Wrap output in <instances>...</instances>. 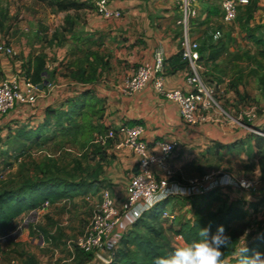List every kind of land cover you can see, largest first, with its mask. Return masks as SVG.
Listing matches in <instances>:
<instances>
[{
  "label": "crops",
  "instance_id": "crops-1",
  "mask_svg": "<svg viewBox=\"0 0 264 264\" xmlns=\"http://www.w3.org/2000/svg\"><path fill=\"white\" fill-rule=\"evenodd\" d=\"M17 1L0 0V9L5 10L9 19L16 17L17 10L13 2ZM79 1L92 4L93 7L66 12L71 15L70 20L73 22L72 26L67 27L68 31H64L66 26L56 19L63 12L52 9L39 0L38 4L49 13L43 29L38 31L10 25L0 29V42L11 45L17 52L15 57L0 54V81L17 78L22 91L26 92L27 85L31 84L27 69L33 75L37 60L43 59L48 70V75L44 74L48 85L42 91L38 89L36 105L31 107L17 103L13 110L0 119V139L16 146L21 155L31 153L26 149H46L45 144H59L62 146L57 147L55 152L46 150L54 156L52 159L71 153L77 160L70 180L82 184L83 189L78 195L73 194L61 202L51 204L43 213L68 202L79 203L85 198L87 200L91 192H101L104 189L112 193L118 208L122 207L127 196V186L138 168L139 158L129 149L116 151L113 142L105 145L96 143V136L121 125H142L145 128L143 139L154 153L160 151L159 142L178 143L176 152L169 160V167L174 171L172 186L178 184L184 187L191 178L223 172L226 168L240 178L258 182L255 190L227 187L216 190L207 197L170 198L167 207L177 214L178 224L193 221L195 210L199 207L218 212L215 209L217 206L210 207L215 199L221 201L220 208L237 206L248 210L255 206L262 210V154L256 148L255 138L264 139V136L251 130L264 134V82L259 76L254 73L244 76L240 73L227 81L228 78L221 75V66L216 67V80L231 83L229 92L234 95L235 104L240 105L236 109L231 108V114L220 107L205 112L202 116L205 120L196 126L187 125L180 117L178 104L159 95L151 83L132 97L123 93L126 81L135 74L139 66L155 65V53L160 46L164 49L167 60L163 71L165 87L168 90H188L185 84L186 66L175 69L171 64V60L180 52L182 37V28L177 24L180 12L175 1L108 0L110 9L122 12L121 18L111 19L104 18L97 12L92 0ZM260 1L262 4L258 5L264 7V0ZM253 6L254 0H251L250 5L241 7L239 15L244 12L248 15ZM199 8V17L192 22L193 38L204 42L209 26L220 24L221 29L218 30L223 34L220 44L231 48V40L237 39L238 31L234 23L227 24L223 21L217 0H202ZM40 17L46 18L45 15ZM198 19L204 22L197 24ZM9 29L10 32L22 35L6 36ZM53 34L56 36L53 37ZM220 58L215 62L216 65ZM178 63H183L180 58ZM178 63L175 60L176 66ZM79 70L83 71L82 74L74 77ZM242 106L246 107L245 116L257 108L260 111L258 119L254 122H249L245 117L244 121L237 119L236 114H240ZM48 108L71 114L73 119L64 124L65 131L50 127L39 142L19 137L20 131H29L42 124ZM51 131L55 135L53 140L49 137ZM80 131L90 141L88 154H94L92 160L84 165L81 162L84 154L75 152L71 146L65 147L67 142L75 141ZM80 140L81 138L78 139ZM227 161L231 162V168ZM177 223L173 230L177 229ZM134 224L128 217H122L106 244L108 252L116 249L120 239ZM58 230L63 233L62 229ZM63 237L64 235L55 238ZM241 241L240 248H243L247 243L244 238Z\"/></svg>",
  "mask_w": 264,
  "mask_h": 264
},
{
  "label": "built area",
  "instance_id": "built-area-1",
  "mask_svg": "<svg viewBox=\"0 0 264 264\" xmlns=\"http://www.w3.org/2000/svg\"><path fill=\"white\" fill-rule=\"evenodd\" d=\"M180 12L177 21L182 28L180 50L183 60L188 63L185 74V84L188 90H168L164 83L165 52L160 46L155 53V65L143 64L139 66L135 74L128 78L123 88L124 95L132 97L141 92L149 83L155 91L165 98L174 101L179 106V113L182 121L190 126L198 125L205 120L203 114L219 108L214 101V90L209 87L204 79V65L201 61L200 41L193 38L191 34L192 22L199 17L201 0H174ZM97 12L104 18H121L122 12L109 8L108 0H92ZM223 21L227 24L234 23L240 14L242 6L250 4V0H218ZM213 42L223 38L221 30L215 29L211 32ZM0 54L7 57L17 56L14 47L0 42ZM38 100V87L33 84L27 85L26 92H23L17 78L0 81V119H3L17 103L35 106ZM217 105V106H216ZM249 122L258 119V114L252 110L245 116ZM254 133L264 136L261 132L251 129ZM145 128L142 125L133 127L121 125L108 129L105 134L96 136V143L105 145L113 142L116 151L129 149L138 158V168L127 186V196L121 208H118L112 193L108 189L102 191L99 208L94 211L91 221L84 233L70 240L65 244V250L72 258L61 259L57 264L72 261L76 257V250L102 256L108 263L111 258L102 255L107 242L111 239L122 217L126 216L132 223H136L146 212L137 216L139 208L151 205V209L158 203L168 200L174 196H201L205 197L212 192L227 188L238 187L246 190H255L256 184L247 181L241 184L233 175L227 172H214L203 176L194 177L187 181L186 186L178 184L172 186L174 171L169 167V160L178 148L177 142H159L158 153L151 152L150 147L144 141ZM39 154L52 159L54 156L41 149ZM163 194L162 199H156ZM51 204L47 202L41 209L34 212L41 214ZM150 209V210H151ZM148 212V211H147ZM32 213V212H31ZM163 219L172 226L177 223V214L169 207L163 212ZM60 251V250H59ZM56 255L58 256V250ZM59 260V259H57ZM0 264H18L16 259H9L6 262L4 254H0Z\"/></svg>",
  "mask_w": 264,
  "mask_h": 264
},
{
  "label": "rangeland",
  "instance_id": "rangeland-1",
  "mask_svg": "<svg viewBox=\"0 0 264 264\" xmlns=\"http://www.w3.org/2000/svg\"><path fill=\"white\" fill-rule=\"evenodd\" d=\"M259 3H261L260 0H254L252 11L249 12L248 15L245 12L239 15L238 19L234 22L238 31V37L237 39L233 38L231 40V48H227L225 45L223 46V49H221L222 55L217 65L216 63H212L207 60L210 52L205 49L204 42L206 43L209 38H211V32L218 29L220 24L219 26L216 24L215 26H209L207 37L204 39V42H200L203 52H206V65H204L203 73L205 82L214 90L215 103L228 114H231V108L236 109L240 105L235 104L236 99L234 98V95H231L229 92L231 90V83L227 82L229 79H234L235 74L242 73L246 76L247 73H254L259 76L262 82H264V59L259 57L258 48L248 38L250 33H256L259 36L264 35V7L262 5H258ZM13 4L17 10L15 15L16 17L6 19L2 25L0 24V29L3 30L8 25L14 27H29L31 30L38 31L44 28V21L49 19V13L47 9L38 4L37 0H31L28 2L18 0L17 2H13ZM216 14H219L218 10H216ZM44 15L46 18L42 19L40 16ZM69 17H71L70 14L63 12L61 17L58 18L57 16L56 19L57 22H63L64 26L69 27L67 23L70 19ZM202 22L204 21L200 19L196 21L197 24H202ZM10 31L11 30L9 29L8 32L5 33L6 36L14 35L16 37L17 35H22L19 34V32ZM54 36H56V34H53V37ZM220 66L222 70L221 75L228 78L226 82L220 80L219 78L218 81L216 80L217 76L215 73L218 74V68L216 67ZM242 109L243 110L240 114H236V118H240L244 121L243 117H245V113L247 111L244 106H242ZM255 111L259 115L260 111H258L257 108ZM53 132L54 131H51L49 133V137L52 138V140L55 136ZM79 138H81L80 141H78ZM82 141L85 143L79 144V142L81 143ZM89 142L90 141L86 138L85 133H81L80 131L77 134L75 141L67 142L65 147L68 148L71 146L75 152L84 154L85 157L81 158V162L84 165V163L92 160V157L94 156V154H88V148L90 147ZM61 146L62 145L59 144H45V150L55 152L57 147ZM19 148L18 149L21 150V146ZM41 149L44 148H37L33 150L26 149L27 152L30 151L31 153L21 155V153H19L20 151L16 150V146H12L6 143L5 140L0 139V191L4 189L18 188L27 181L43 179L46 175L50 176L54 174L58 177L70 179V174L77 166L76 157L71 153H66L62 158L48 159L39 154ZM227 162L228 167L231 168V162ZM223 172L233 175V177L239 181L242 179L252 181L256 184V188L259 185L258 182H255L252 179L240 178L236 176L230 169L228 170L226 168ZM82 178L86 179L87 177ZM263 179L264 170L262 175V180ZM101 196L102 191L91 192L87 200L85 198L79 203L68 202L62 206L51 208L46 214H38L33 211L32 213L23 215L15 222L12 230L0 236V254H4L7 263L9 262V259H16L18 264H27L30 259H34L36 264H57L60 263L59 261L61 259L67 260L68 258H72V256L66 252L65 244L70 240H75L84 233L91 221L94 211H96L100 206L102 199ZM220 202L221 201L219 199H215L210 204V207L217 206L215 209L219 211L216 213L223 214V211L226 208H220ZM248 214L249 215L246 221L249 223L248 228L252 229L251 232L264 228V208L260 210L256 209L255 206H251L248 208ZM50 220H52L54 224H52ZM239 225H241V223H236V226ZM166 227L169 228L172 227V225L166 221ZM41 229H45L48 233L53 230H57L55 233L50 234L55 237L64 235V237L61 239L58 238L57 240L52 239V237L46 236ZM58 229H62L63 233H60V230ZM175 232L176 231L173 229L167 230L166 239L168 243L177 248L186 246L183 238ZM244 239L246 240L247 238ZM57 250L58 256L56 255ZM114 252L115 250L108 252V250L104 248L101 253L106 258L110 257L112 261L114 258ZM62 264H76V262L75 260H72Z\"/></svg>",
  "mask_w": 264,
  "mask_h": 264
},
{
  "label": "trees",
  "instance_id": "trees-1",
  "mask_svg": "<svg viewBox=\"0 0 264 264\" xmlns=\"http://www.w3.org/2000/svg\"><path fill=\"white\" fill-rule=\"evenodd\" d=\"M40 1L60 12L79 11L86 7H93L92 4H87L79 0ZM6 19H8L7 13L5 10L0 9V24L2 25ZM70 19L67 21L69 27L73 25ZM219 29L221 28L219 27ZM63 30L68 31L69 29L66 27ZM210 37L206 43L204 42V46L210 52L207 60L215 63L221 57V49H223L224 45L220 44L222 39L219 40V44H214L212 36ZM248 38L258 48L259 57L264 59V35L259 36L256 33H250ZM200 53L202 56L201 61L205 64L206 52H203L202 45L200 47ZM179 58L183 63H178ZM175 60L178 63L177 66L175 65ZM171 64L175 66V69L178 67L183 68L184 66L188 68V63L183 60L181 50L171 60ZM82 72V70H79L73 76H79ZM45 73L48 75V70L43 59L37 60L33 75H30V69H27V77L30 79V83L37 87L46 81ZM72 119L71 114L68 112H60L53 108H48L44 122L29 131H20L19 137H25L33 142H39L45 137L46 131H49L50 127L65 131L64 124L71 122ZM262 131L264 132V128ZM255 145L259 153L262 154L261 164L262 170H264V139L256 137ZM82 189V184L52 174L50 176L46 175L43 179L27 181L15 189H4L0 191V236L12 230L15 222L23 215L41 209L47 202L55 204L71 197L73 194L78 195ZM169 201L170 199L156 204L150 211L144 213L133 227L123 235L115 249L114 258L110 264H153L155 257L167 255L177 249V247L170 245L166 239L167 230L174 229V226L167 228L166 220L163 219V212L168 206ZM194 215L193 221L178 224L177 229H175V233L183 238L186 245L193 241H198L200 239V229L211 223V231L213 233L216 231L217 226L223 225L226 234L231 237V243L223 249L224 264H239V251L241 249L242 238H247V244L245 246L249 249L247 255L251 256L257 251L264 252V228L251 232L252 229L248 228L249 223L246 221L249 215L248 210L231 206L224 210L223 214H219L207 210L206 207H199L195 210ZM236 223H241V225L236 226ZM41 230L46 236L57 240L45 229ZM94 256V254L77 249L74 260L76 264H87L94 259ZM27 264L36 263L34 259H30Z\"/></svg>",
  "mask_w": 264,
  "mask_h": 264
},
{
  "label": "clouds",
  "instance_id": "clouds-1",
  "mask_svg": "<svg viewBox=\"0 0 264 264\" xmlns=\"http://www.w3.org/2000/svg\"><path fill=\"white\" fill-rule=\"evenodd\" d=\"M247 181H241L246 184ZM163 194L156 199H162ZM151 205L139 208L137 216L143 212L150 211ZM200 239L193 241L184 247L177 248L171 253L154 258L153 264H224V252L231 243V237L226 234L223 225L217 226L216 231H211V223L200 229ZM249 249L243 247L239 251V264H264V252H254L251 256L247 255Z\"/></svg>",
  "mask_w": 264,
  "mask_h": 264
},
{
  "label": "water",
  "instance_id": "water-1",
  "mask_svg": "<svg viewBox=\"0 0 264 264\" xmlns=\"http://www.w3.org/2000/svg\"><path fill=\"white\" fill-rule=\"evenodd\" d=\"M47 85L48 82L45 81L42 85L38 86V89L42 91ZM87 264H110V263H108L102 256L95 255L94 259Z\"/></svg>",
  "mask_w": 264,
  "mask_h": 264
}]
</instances>
